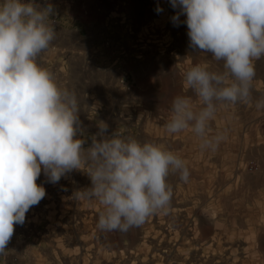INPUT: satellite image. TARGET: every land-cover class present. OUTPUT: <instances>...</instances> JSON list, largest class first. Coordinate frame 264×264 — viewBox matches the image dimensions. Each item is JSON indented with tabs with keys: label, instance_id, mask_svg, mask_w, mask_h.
<instances>
[{
	"label": "rangeland",
	"instance_id": "obj_1",
	"mask_svg": "<svg viewBox=\"0 0 264 264\" xmlns=\"http://www.w3.org/2000/svg\"><path fill=\"white\" fill-rule=\"evenodd\" d=\"M46 2L54 7L57 35L41 63L61 87L64 81L73 85L80 69L78 63H64L56 47L73 48L84 36L89 38L81 43L94 44L89 66L102 97L95 98L90 114L78 113L85 146L104 122L109 134L176 151L186 160L190 176L187 182L178 174L170 176L173 197L166 214L152 215L127 232H102L97 228L102 206L76 196L91 187L87 174L73 170L53 184L42 170L37 184L43 180V218L49 221L43 232L49 239L51 232H74L80 251L74 264L86 249L90 264H264V110L255 107V100L264 98V58L255 62L253 102L219 107L209 131H223L226 138L214 150L202 149L190 130L171 135L165 129L176 96L195 100L185 85L186 71L195 64L217 68L210 53L190 48L186 16L174 26L171 18L178 9L169 0H36ZM158 6L162 12L156 11ZM102 76L108 84L99 83ZM117 77L135 87H117ZM62 203L91 205L97 223H50ZM65 237L63 244L71 247Z\"/></svg>",
	"mask_w": 264,
	"mask_h": 264
},
{
	"label": "clouds",
	"instance_id": "obj_2",
	"mask_svg": "<svg viewBox=\"0 0 264 264\" xmlns=\"http://www.w3.org/2000/svg\"><path fill=\"white\" fill-rule=\"evenodd\" d=\"M169 2L178 9L174 26L186 16L190 48L210 53L217 68L195 64L186 71L185 85L195 100L176 96L165 129L171 135L190 130L202 149L214 150L226 138L223 131H209L219 107L253 102L255 62L264 58V0ZM54 15L47 2L0 0V254L15 226L45 198L37 184L42 170L53 184L73 170L87 174L91 187L76 196L102 206V232H127L166 214L173 197L170 176L178 174L183 182L190 176L176 151L109 134L104 122L85 146L76 93L61 87L41 63L56 39ZM255 107L264 110V98Z\"/></svg>",
	"mask_w": 264,
	"mask_h": 264
},
{
	"label": "crops",
	"instance_id": "obj_3",
	"mask_svg": "<svg viewBox=\"0 0 264 264\" xmlns=\"http://www.w3.org/2000/svg\"><path fill=\"white\" fill-rule=\"evenodd\" d=\"M42 1V0H41ZM89 37L78 38L80 40L88 39ZM102 38V37H101ZM77 40L73 48L59 46L56 47L58 57H62L64 63H78L79 73L76 76L73 85H68V81H64V87L73 90L79 100L80 110L79 114H90L95 107V98L102 97L99 89L96 88V78L94 71L90 68L89 64L92 61L91 49L93 50L94 44L86 46ZM96 53V52H95ZM97 53H99L97 51ZM102 66V65H101ZM100 73H103L100 71ZM100 84H108L109 82L103 76L99 78ZM115 85L119 87V79L115 80ZM122 90V89H120ZM123 91V90H122ZM43 177V174H42ZM43 185V180L41 182ZM43 199L37 206H33L26 213V219L23 225H16L14 235L6 246L3 254H0V264H74L78 251V247L74 244V232L71 234L64 233L56 234L51 232L54 236L49 239L46 235V229L43 232V225H47L49 221L43 218ZM44 208V209H43ZM57 213L52 217L51 222L56 226L69 227L74 220L81 222L83 226H92L97 223L95 214L89 204L79 203H62L57 209ZM53 220V221H52ZM55 222V223H54ZM67 231V230H66ZM69 232V231H67ZM66 236L73 243L71 247L63 244L62 238ZM65 237V238H66ZM81 238V237H79ZM82 254V253H81ZM79 259V264H90V254L86 249ZM87 259V263H85Z\"/></svg>",
	"mask_w": 264,
	"mask_h": 264
},
{
	"label": "built area",
	"instance_id": "obj_4",
	"mask_svg": "<svg viewBox=\"0 0 264 264\" xmlns=\"http://www.w3.org/2000/svg\"><path fill=\"white\" fill-rule=\"evenodd\" d=\"M106 44L108 45L109 43ZM119 83L126 87L128 90H132L135 87L133 82H128L124 78L120 79Z\"/></svg>",
	"mask_w": 264,
	"mask_h": 264
}]
</instances>
